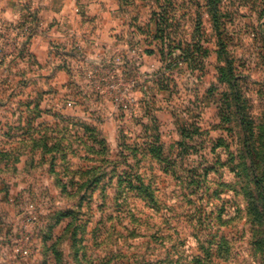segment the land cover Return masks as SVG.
<instances>
[{"label": "rangeland", "instance_id": "374dc122", "mask_svg": "<svg viewBox=\"0 0 264 264\" xmlns=\"http://www.w3.org/2000/svg\"><path fill=\"white\" fill-rule=\"evenodd\" d=\"M263 160L264 0H0V264H264Z\"/></svg>", "mask_w": 264, "mask_h": 264}, {"label": "trees", "instance_id": "16d2710c", "mask_svg": "<svg viewBox=\"0 0 264 264\" xmlns=\"http://www.w3.org/2000/svg\"><path fill=\"white\" fill-rule=\"evenodd\" d=\"M230 70V69H229ZM231 73V72H230ZM233 89L235 90V100H236V107L237 108H240V106L238 105L239 104V93H238V89H237V85H233ZM239 121H240V124L242 125V123L245 122V119L243 116L240 115L239 117ZM242 129H243V132L245 133L244 134V138L245 140L248 138V134L246 135V131L249 132L250 134H252V131L250 129H247L246 128V124H245V127L242 125ZM247 152L249 154V169L251 171V164L254 163L253 159L255 160L254 158V152L252 154V151H250V149L247 148ZM252 154V155H251ZM254 166V165H253ZM259 167L260 170L258 169H255V170H252L251 172V179H247V187H248V190L250 188V186L252 185L254 187V190H253V195L255 193V196L257 197L256 199H254L252 205H250V210L253 211V213H255L256 217L260 219V222H262V219L264 220V160L263 162L260 163L259 161ZM249 178V177H247ZM117 184L120 186V188H123L124 191L127 190V188L130 190V188H133L131 187V180L130 179H124L123 177H120L118 176L117 177ZM125 184V186H124ZM135 189L138 190L139 193H142L144 191V189L142 188L141 185H139V187H134ZM146 189V188H145ZM248 194H251L249 191H248ZM250 210L248 211L251 215L252 213L250 212ZM263 238V241H264V235L262 236ZM256 241H255V245H256ZM256 246H259V244L257 243ZM260 246L259 248H262V243H260ZM263 260V259H262Z\"/></svg>", "mask_w": 264, "mask_h": 264}]
</instances>
